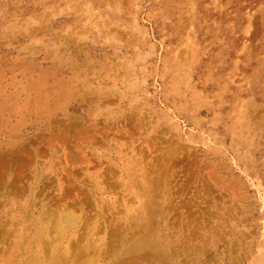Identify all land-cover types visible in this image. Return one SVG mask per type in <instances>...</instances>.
Returning <instances> with one entry per match:
<instances>
[{
    "label": "bare ground",
    "instance_id": "obj_1",
    "mask_svg": "<svg viewBox=\"0 0 264 264\" xmlns=\"http://www.w3.org/2000/svg\"><path fill=\"white\" fill-rule=\"evenodd\" d=\"M93 1L81 0L78 11L88 16L93 30L103 33V45L122 48L125 54L132 50L136 57L105 70L110 82L123 86L118 88L122 93L116 96V102L111 98L115 86L93 87L86 77L80 79L90 64L80 66L82 73H75L59 89H49L33 81L31 75H21V80L9 88L21 92L23 100L22 96H11L5 86L0 88V129L5 128L0 134L4 139L0 145V264H218L219 258L235 253L238 257L240 252L249 256V264H264V246L250 253L249 244L236 251L242 240L225 247L224 222H219L213 213L222 203L212 197L211 204H205L210 197L209 185L206 183L205 188L192 167L184 166L189 181L180 180L175 166L181 158L190 159L191 151L173 137L166 145L158 143V135L152 139L150 118L124 114L121 104L130 103L132 109L134 100L131 102L129 92L139 90L143 82L123 77L133 76L132 64L147 62L137 52V44L148 48L151 44L146 32L133 27L138 22L134 15H130L131 28H135L132 34L110 36V25L121 24L112 22L109 8L114 4L117 12H125L140 7L124 8L125 0H104L111 5L97 10ZM15 12L24 11L15 6ZM0 13L7 14L3 10ZM149 14L148 10L147 17ZM50 41L53 48L56 40ZM67 43V38L60 43L63 49ZM36 44L19 51L21 59L29 60L35 68L34 75L42 64L52 71L58 65L68 69L76 66L74 60L61 59L59 49H52L53 56L39 55L46 53L49 45ZM160 64L163 70L157 77L167 79L161 86L162 98L173 113H187L186 117L192 118L187 121L199 125L195 114L203 105L199 106L201 96L193 92L191 100L185 102L187 90L193 89L190 59L167 55ZM103 66H107L105 62ZM223 105L219 102L216 106ZM247 116L248 112L242 110L238 123L251 140L259 127L245 123ZM47 119L51 122L41 134L20 136H25L27 129H38L39 122ZM124 120H128L127 125L119 124ZM235 141V146H241L247 139L238 135ZM151 154L154 156L149 157ZM206 181H211L210 172ZM195 184L203 188L194 190L192 201L186 196ZM195 203L204 209H198ZM262 210L257 226L264 222ZM242 238L246 241L248 236L243 234Z\"/></svg>",
    "mask_w": 264,
    "mask_h": 264
},
{
    "label": "rangeland",
    "instance_id": "obj_2",
    "mask_svg": "<svg viewBox=\"0 0 264 264\" xmlns=\"http://www.w3.org/2000/svg\"><path fill=\"white\" fill-rule=\"evenodd\" d=\"M120 1L122 3L123 0ZM80 2L81 0L0 1V10L7 12L6 15L0 13V88L5 86L15 98L22 96L21 92L12 90L9 85L16 84L21 80V75L28 74L32 76L33 81L42 82L49 89H59L60 85L71 80L75 73H82L80 66L87 67L90 64L87 74L80 79L86 77L93 87L105 86L104 88L109 89L111 85L115 86L111 98L117 101L116 96L119 92L122 93L118 88L123 86L116 81L110 82L106 78L105 70L112 65L123 63L128 58L135 59L136 55H133L132 50L125 54L122 48L118 50L103 45V33L93 30L88 24V16L78 11ZM128 2L129 0H125L124 8L128 5L133 9L140 8L117 12V7L113 4L109 8V16L113 23L121 25L111 24L113 30L109 34L124 37V34H132L136 28L148 34L151 48L137 44V52L141 53L147 62L132 64L135 69L133 76L123 77L128 81L143 82L139 90L129 92L131 102L134 100L133 108L129 107L130 103L121 104L124 114L137 113V117L150 118L152 139L158 135L161 137L157 140L158 143L162 141L166 145L173 137V141L191 151L190 159L178 160L176 173L182 182H187L189 176H185L187 172L184 166L192 167L194 176L197 175L204 181L205 188L206 183L209 185L210 197L205 200V204H211L212 197L222 203L213 213L219 222L225 223L223 225L226 230L222 238L225 247L242 240L241 248L236 251L240 252L249 244L250 253L264 246V224L261 226L264 222L257 226L264 209V0ZM92 3L97 10L108 9L107 6L111 5L106 4L104 0H94ZM3 6L13 10H6ZM15 6L24 12L13 13ZM148 10L150 14L147 17ZM130 15H134L138 21V24L132 25L135 28H131ZM30 22L37 25L29 24ZM43 24L49 28L45 29ZM35 30L42 31L34 34ZM134 35L137 36V33ZM51 38L56 40L52 44L53 48ZM65 38L68 42L64 48L66 51L60 44ZM34 42H37L36 46L39 47L49 45L46 47L49 50L39 55L53 56L52 49H59L58 56L66 59L65 61L74 60L76 66L68 69L64 65H58L56 70L52 71L49 66L42 64L39 72V67H36L34 75L35 68L31 62L22 60L19 53L21 48L31 47ZM64 53L65 56H62ZM165 54L178 60L189 58L193 64V89L187 90L185 102L191 100L193 92L201 96L199 106L202 103L203 105L195 114L199 125H191L187 120L192 118L190 115L186 117L187 113H173L167 101L162 98L161 86L167 79L158 78L157 75L163 70L160 59L167 56ZM51 56L49 59H52ZM104 62L106 67L103 66ZM112 77L111 74L108 75V78ZM39 91L44 89L40 88ZM21 99L23 100L24 96ZM219 102L224 105L217 107ZM139 107L143 110L138 109ZM242 110L248 112L245 123L251 127H259L251 140H248V132L242 124L238 123ZM112 112H115V107H112ZM68 114L74 116L72 113ZM166 117L168 121L165 120ZM50 122V119L40 121L38 129H27L24 131L25 136L22 132L19 135L27 138L28 134H41ZM126 122L128 120L120 121L119 124L127 125ZM4 130L5 128L0 129V134ZM238 135L247 139L244 145L235 146ZM3 142L4 139L0 136V145ZM21 142L19 138V143ZM152 156L154 154L149 157ZM197 170L200 172L196 173ZM209 172L211 181L215 180L213 184L206 181ZM199 186L203 188V185L195 184L194 189L191 188L192 192L190 190L186 197H192L193 201L196 196L194 190ZM195 206L204 209L202 204L195 203ZM243 234L248 236L246 241L242 238ZM240 254L238 257L237 253L223 256L219 258L218 264H249V256L247 258L246 253Z\"/></svg>",
    "mask_w": 264,
    "mask_h": 264
}]
</instances>
